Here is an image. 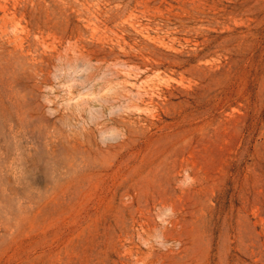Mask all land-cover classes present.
I'll use <instances>...</instances> for the list:
<instances>
[{"label":"rangeland","instance_id":"1","mask_svg":"<svg viewBox=\"0 0 264 264\" xmlns=\"http://www.w3.org/2000/svg\"><path fill=\"white\" fill-rule=\"evenodd\" d=\"M0 264H264V0H0Z\"/></svg>","mask_w":264,"mask_h":264},{"label":"bare ground","instance_id":"2","mask_svg":"<svg viewBox=\"0 0 264 264\" xmlns=\"http://www.w3.org/2000/svg\"><path fill=\"white\" fill-rule=\"evenodd\" d=\"M143 223V222H142ZM147 224V223H146ZM142 226V225H141ZM155 228V227H154ZM144 230V229H143ZM142 230V231H143ZM148 230V229H147ZM145 231V230H144ZM166 231V230H165ZM131 248V247H130ZM126 253V252H125ZM129 254H130V252H128ZM149 255H151V254H149ZM151 257V256H150ZM142 259H144V258H142ZM143 261V260H142Z\"/></svg>","mask_w":264,"mask_h":264}]
</instances>
